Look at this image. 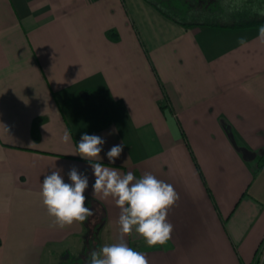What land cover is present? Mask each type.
Here are the masks:
<instances>
[{
  "label": "crops",
  "instance_id": "0c3cea01",
  "mask_svg": "<svg viewBox=\"0 0 264 264\" xmlns=\"http://www.w3.org/2000/svg\"><path fill=\"white\" fill-rule=\"evenodd\" d=\"M258 31L186 28L148 0H0V264H53L84 231L59 227L43 205V177L56 167L65 182L71 166L87 170L85 195L106 216L99 248L120 242V209L91 191L96 162L137 179L150 173L177 193L165 244L123 237L149 264H264ZM82 133L104 139L100 157L78 155Z\"/></svg>",
  "mask_w": 264,
  "mask_h": 264
},
{
  "label": "clouds",
  "instance_id": "9594fccd",
  "mask_svg": "<svg viewBox=\"0 0 264 264\" xmlns=\"http://www.w3.org/2000/svg\"><path fill=\"white\" fill-rule=\"evenodd\" d=\"M258 39L264 43V26L258 31ZM239 43L243 44L241 38ZM65 130L63 142L71 139ZM105 141L101 136L82 133L76 144L78 155L87 161L100 157ZM124 144H116L106 152L109 164L124 152ZM94 177L91 191L102 199L111 197L120 209L118 218L121 240L119 243L104 245L98 251L90 253V264H149L145 253L129 247L124 236L133 231L141 236L148 247L165 244L170 238L173 226L167 220L168 210L178 199L171 184L145 173L137 179L129 171L121 174L115 168L107 167L100 162L89 164ZM63 169L57 168L43 177L41 197L49 216L54 223L63 228L74 222H84L93 217L95 212L86 206V190L89 189L87 170L81 171L71 166L67 171L69 182H65Z\"/></svg>",
  "mask_w": 264,
  "mask_h": 264
},
{
  "label": "trees",
  "instance_id": "16d2710c",
  "mask_svg": "<svg viewBox=\"0 0 264 264\" xmlns=\"http://www.w3.org/2000/svg\"><path fill=\"white\" fill-rule=\"evenodd\" d=\"M160 13L173 22L189 28L193 26L214 27L224 29H244V28H260L264 26V13L255 12L245 9L244 11L228 12L225 0L224 3H216L211 0L196 4L192 7L183 8L181 6H172L171 10L163 9L160 5L152 0H148ZM223 5V6H222ZM234 14V15H233ZM186 16V19L183 18ZM108 37L117 39L118 35L115 31H108ZM99 92H82L80 95L84 99L93 98ZM105 115H102L100 120L103 124H107L109 120H105ZM38 134L34 133V138L37 139ZM260 166L254 172V176L260 170ZM209 192V190H208ZM86 206L93 209L95 215L89 217L88 220L82 222L85 234L83 236V253L80 262H73L72 264H90V253L98 251L100 246L99 233L102 229L106 216L102 205L91 197H87ZM71 257V256H69Z\"/></svg>",
  "mask_w": 264,
  "mask_h": 264
},
{
  "label": "rangeland",
  "instance_id": "374dc122",
  "mask_svg": "<svg viewBox=\"0 0 264 264\" xmlns=\"http://www.w3.org/2000/svg\"><path fill=\"white\" fill-rule=\"evenodd\" d=\"M156 4L160 5L163 9L171 10L172 6H181L183 8L192 7L196 4L203 3L207 0H152ZM216 3H224V0H211ZM225 5L229 13L232 11L241 10H252L255 12L264 13V0H225ZM223 6V5H222ZM172 11V10H171ZM234 15V14H233ZM186 19V16H183ZM85 234V229L81 232L78 238H71L61 247L58 248V253L55 255L53 264H72L73 262H80L83 258L81 256L83 243V236ZM72 253L71 257H66L68 254L66 252ZM82 258V259H81ZM46 258H44L45 260Z\"/></svg>",
  "mask_w": 264,
  "mask_h": 264
},
{
  "label": "built area",
  "instance_id": "2783aa9c",
  "mask_svg": "<svg viewBox=\"0 0 264 264\" xmlns=\"http://www.w3.org/2000/svg\"><path fill=\"white\" fill-rule=\"evenodd\" d=\"M263 255H264V254L262 253V254H261V258L263 257ZM258 263H260V261H258Z\"/></svg>",
  "mask_w": 264,
  "mask_h": 264
}]
</instances>
